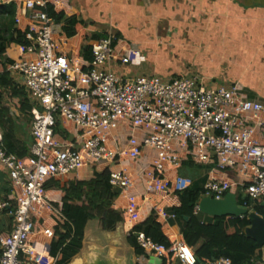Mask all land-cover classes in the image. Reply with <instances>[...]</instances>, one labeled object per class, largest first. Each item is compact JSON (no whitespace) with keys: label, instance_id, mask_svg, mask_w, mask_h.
<instances>
[{"label":"built area","instance_id":"2783aa9c","mask_svg":"<svg viewBox=\"0 0 264 264\" xmlns=\"http://www.w3.org/2000/svg\"><path fill=\"white\" fill-rule=\"evenodd\" d=\"M9 0H0L8 3ZM53 0H25L20 10L28 18L26 42L19 46L21 59L11 69L25 82L34 100L30 156L8 155L0 134V166L13 190V209L0 197V215L9 210L13 230L0 237V264H59L50 247H37L32 238L41 220L49 216L57 228L71 223L63 204L51 200L46 184L86 167H103L109 183L127 199L125 218L140 224L135 182L126 170L117 169L123 159L138 163L153 153L145 176L148 194L182 193L192 186L185 177L168 179V173L192 159L212 164L218 171H234L239 181L211 179L203 198L223 200L233 189L254 204L264 202V105L250 100L240 84L206 86L197 76L164 80L158 76L129 77L113 70L129 66L140 52L122 48L109 34L91 44V60L67 57L55 39L54 20L46 9ZM18 17L17 22L20 23ZM122 53V54H121ZM31 56L32 58H26ZM73 126L72 139L56 133L58 124ZM201 212L197 205L195 213ZM164 219L173 218L160 212ZM49 240L55 230H41ZM130 235V232L127 236ZM138 244L150 256L167 263L197 264L184 240L157 244L143 232ZM211 262V261H208ZM214 264H233L229 259Z\"/></svg>","mask_w":264,"mask_h":264},{"label":"crops","instance_id":"0c3cea01","mask_svg":"<svg viewBox=\"0 0 264 264\" xmlns=\"http://www.w3.org/2000/svg\"><path fill=\"white\" fill-rule=\"evenodd\" d=\"M25 0H9L0 3V7L14 5L16 8L14 29L27 35L28 18H22L20 10ZM51 7L57 13H63L66 18H76V35L68 38L64 33L63 23L54 22L55 39L61 44V52L67 57L81 56L91 60V44L114 32L120 40L119 52L122 48L140 51L139 57L133 56L131 65L113 70L129 77L158 76L164 80L185 76H197L206 86L240 84L246 96L264 105V0H53ZM3 12L0 11V16ZM18 17L20 23L17 22ZM1 18V17H0ZM1 20V19H0ZM4 53L0 59V75L7 73L9 80L21 89L30 102L31 112L21 114L18 101L4 89L1 90L0 108H8L11 118L15 121V135L17 142L25 146L28 155L21 158L9 154L3 142V148L8 155L21 159L30 156L29 147L32 144L31 123L34 100L27 90L24 79L11 66L21 59L17 42L7 37L1 41ZM132 51V50H131ZM122 54V53H121ZM31 59L32 57L26 56ZM67 133L66 139H72L74 131L69 123L60 125ZM3 136V134L0 132ZM63 137V136H62ZM64 138V137H63ZM153 153L146 151L143 159L132 162L124 158L117 169H124L131 174L135 188L133 194L137 196L140 207V223L146 222L151 216L161 224L166 238L171 241L184 240V225L177 218L164 219L160 212L172 216V210L179 207L177 194L146 192L145 172L153 160ZM184 161L177 170L168 173V179L176 177L189 178L203 186L211 179L239 181V175L234 171L221 172L212 164L186 165ZM104 172L103 167H86L70 176L61 178L62 184L73 180L89 181L94 173ZM117 193L113 202V209L124 213L127 199L121 191ZM238 189L231 192L237 196ZM51 200L62 203V192L55 189L47 190ZM0 197L13 203V190L7 172L0 166ZM203 199L201 195L197 205ZM239 204V203H238ZM253 210V209H252ZM123 215V214H122ZM199 217L208 223L213 217L200 212ZM124 216V215H123ZM32 238L39 249L47 245L50 247L59 240L57 228L53 220L47 216L40 222ZM14 227V220L9 210L0 215V237L9 234ZM133 225L124 218L114 231L104 230L99 220L88 223L81 252L69 264H87L97 251L109 250L113 256L125 258L120 249ZM43 228L55 230V239L49 240L43 235ZM61 230V229H60ZM131 249V248H130ZM133 251V250H132ZM2 248L0 244V256ZM52 255V254H51ZM144 263L148 259H144ZM208 262V261H206ZM30 264V263H29ZM167 264H179L172 262ZM260 264H263L260 263Z\"/></svg>","mask_w":264,"mask_h":264},{"label":"trees","instance_id":"16d2710c","mask_svg":"<svg viewBox=\"0 0 264 264\" xmlns=\"http://www.w3.org/2000/svg\"><path fill=\"white\" fill-rule=\"evenodd\" d=\"M0 11L3 12L0 16L1 59L4 53L1 41L6 37L21 45L27 44V42L26 34L14 29L15 6L0 7ZM46 12L55 22L63 23L64 33L68 38L76 35L75 27L78 24L76 18H66L63 13H57L51 6L47 7ZM107 36H98L96 39ZM2 89L8 91L13 100L18 101V109L21 114L31 112L32 106L27 95L9 80L7 73L0 75V96ZM15 127V121L11 118L8 108L1 107L0 132L3 134V142L9 154L23 158L28 155V149L17 142ZM56 133L64 138L67 136L60 124L57 126ZM188 164L194 166L195 163L189 159L186 165ZM109 178V172L104 171L94 173L93 179L89 181L73 180L62 184L61 178H57L46 184V190L55 189L62 192L63 212L71 223V226L66 225L61 230H57L59 240L51 246L53 256L60 254L59 264H69L71 259L81 252L85 231L90 221L99 220L102 228L107 231H114L117 225L123 222L124 213L113 209V202L117 193L110 185ZM202 194L203 186L199 182H193L189 189L177 194L180 205L172 210V214L183 223V239L196 257L203 262L226 258L233 264L262 263L261 249L252 238L245 234V230L250 226L248 217H216L206 223L195 213V208ZM250 203L247 200L241 206L252 208L264 218V207L261 206V203L254 206H251ZM11 205L13 209L14 204L11 203ZM125 219L127 221V218ZM141 232L157 244L170 246L169 240L162 231L161 224L153 215L146 222L134 226L127 237V242L134 250L137 258L149 259L137 241V236ZM163 264H167V261L164 260Z\"/></svg>","mask_w":264,"mask_h":264},{"label":"water","instance_id":"95a60500","mask_svg":"<svg viewBox=\"0 0 264 264\" xmlns=\"http://www.w3.org/2000/svg\"><path fill=\"white\" fill-rule=\"evenodd\" d=\"M264 207V202L261 203ZM200 210L202 213L216 218V217H245L247 216L250 221V226L245 230V234L252 238L262 253V262L264 264V218L257 214L249 207L241 206L237 202V196L229 193L223 200H213L211 198H203L200 202ZM127 246L131 248L127 242ZM131 250H133L131 248ZM109 250L97 251L87 264H138L136 262V255L133 254L129 260L126 258H118L113 256ZM216 260L211 262H203L197 258V264H214ZM164 260L155 256H150L146 264H163Z\"/></svg>","mask_w":264,"mask_h":264},{"label":"rangeland","instance_id":"374dc122","mask_svg":"<svg viewBox=\"0 0 264 264\" xmlns=\"http://www.w3.org/2000/svg\"><path fill=\"white\" fill-rule=\"evenodd\" d=\"M110 34L116 35L114 32H112V33H110ZM139 52H140V51H139ZM140 53H141V52H140ZM245 201H247L246 196H245V195H240L239 198H238V202H239V204H240V205H243V203H244ZM250 202H251V201H250ZM250 205H251V206H254L255 204H254L253 202H251ZM251 209H252V208H251ZM119 252H120L121 255H124V257L126 258V260H129L130 257L132 256L133 251L127 246L126 238H125V240L123 241V245H122V247H121V249H120ZM144 259H145V258H143V257H140V258H137V257H136V262H137V263H139V262H140V263H144V262H145Z\"/></svg>","mask_w":264,"mask_h":264}]
</instances>
